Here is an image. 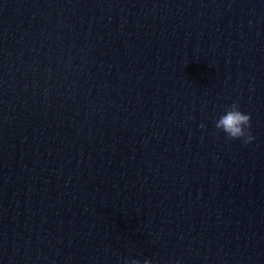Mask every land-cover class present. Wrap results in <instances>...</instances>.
Masks as SVG:
<instances>
[{
	"label": "water",
	"instance_id": "95a60500",
	"mask_svg": "<svg viewBox=\"0 0 264 264\" xmlns=\"http://www.w3.org/2000/svg\"><path fill=\"white\" fill-rule=\"evenodd\" d=\"M145 258L264 264V0H0V264Z\"/></svg>",
	"mask_w": 264,
	"mask_h": 264
},
{
	"label": "clouds",
	"instance_id": "9594fccd",
	"mask_svg": "<svg viewBox=\"0 0 264 264\" xmlns=\"http://www.w3.org/2000/svg\"><path fill=\"white\" fill-rule=\"evenodd\" d=\"M251 124V114L243 111L236 102L228 105L215 121V127L224 132L229 139H243L245 143L254 140ZM128 264H153V261L150 258L143 261L131 259Z\"/></svg>",
	"mask_w": 264,
	"mask_h": 264
}]
</instances>
